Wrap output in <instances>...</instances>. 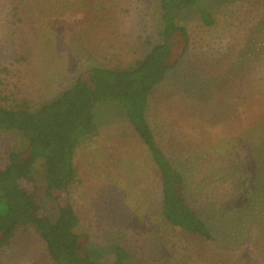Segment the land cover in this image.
<instances>
[{
  "label": "rangeland",
  "instance_id": "1",
  "mask_svg": "<svg viewBox=\"0 0 264 264\" xmlns=\"http://www.w3.org/2000/svg\"><path fill=\"white\" fill-rule=\"evenodd\" d=\"M102 1L107 2L106 8L95 11ZM114 1L30 0L26 20L20 26L1 9L12 1L0 0V69L7 72L2 77L7 102L26 99L31 107L38 108L71 86L80 73L123 66L140 54L138 38L144 42L151 37L127 36L125 27L134 19L130 26L135 29L136 22L143 19L148 30L154 32L156 0ZM119 9L126 10L121 17ZM112 10L115 19L109 17ZM198 12L209 13L216 24L201 26ZM178 24L191 37L189 56L155 90L149 100L147 121L156 141L183 171L187 203L200 207L202 218L210 227H218L217 232L223 231L221 241L233 250L205 245L163 221L157 178L145 148L125 122L121 109L100 104L94 112L99 135L83 140L77 149V177L72 188L73 206L81 222L79 232L90 238L89 251L98 264H108L118 249L131 254L126 264H251L254 255L246 247L259 248V244L251 247L233 207L218 210L222 194V190L217 191L219 182L201 197L200 186L193 178L195 173L207 175L212 166L206 158L195 170L198 162L192 165L190 153L184 155L186 144L178 142L186 143L192 133H200L212 148L217 143L219 149L224 146L219 170L234 162L231 152L236 156L243 153L240 138L253 139L257 125L264 124V115L255 117L254 110L239 98L241 92H251L248 87L254 89L257 84L260 88L264 83V0H207L196 10L183 12ZM252 63L257 67H249ZM259 70L263 74L256 76ZM188 122L196 127L194 131ZM198 122L200 127L196 126ZM23 144L16 133L1 134L0 163ZM191 171L195 172L192 178ZM231 188L230 183L229 191ZM213 197L215 204L219 203L216 206ZM236 197L233 191L230 202ZM30 240L32 244L24 249L14 246L0 253V264H51L33 233ZM168 251L170 258L162 254ZM207 257L209 260H205Z\"/></svg>",
  "mask_w": 264,
  "mask_h": 264
},
{
  "label": "trees",
  "instance_id": "2",
  "mask_svg": "<svg viewBox=\"0 0 264 264\" xmlns=\"http://www.w3.org/2000/svg\"><path fill=\"white\" fill-rule=\"evenodd\" d=\"M11 1V5L4 7V4L1 9L5 11V16L11 17L21 26L26 20L25 13L30 0ZM206 1L156 0L157 26L155 25L154 32L148 30L143 19L136 22L135 29L130 26L134 19L125 27L127 36L151 37L144 42L138 38L140 54L123 66L88 69L80 73L59 96H54L38 108L31 107L26 99L7 102L8 98L2 91V77L7 72L0 69V135L16 133L24 143L21 149L6 154L2 158L5 162L0 163V253L14 246L24 249L23 247L32 244L30 236L33 233L51 264H98L89 251L90 238L86 233L79 232L81 222L73 206L72 188L77 177V149L83 140L99 135L94 112L100 104H113L121 109L125 122L145 148L153 175L157 178V194L163 221L184 235L206 242L205 245L208 243L221 250H233L221 241L223 231L217 232L218 227H210L202 218L198 211L200 207L187 203L183 171L176 167L178 164H174V160L170 159L156 141L147 121L149 100L155 90L189 56L192 40L186 28L178 24L179 18L186 10H196ZM229 1L241 3L247 0ZM100 4L95 11L99 8L104 10L107 2L102 1ZM125 12L126 10L119 9L118 17ZM109 17L115 19L114 10ZM198 17L201 26L211 27L216 24L207 12H198ZM121 24L123 25V20ZM249 65L251 68L257 67L256 63ZM262 74L259 70L256 76ZM262 80L264 82V76ZM263 87L264 83L260 88L257 84L254 89L248 87L251 92L247 94L243 91L239 96L244 106L254 110L255 117L264 115ZM196 115L197 111L192 114ZM211 119L214 121L212 116ZM187 125L191 131L196 129L191 122ZM196 126L200 127V122ZM199 134L192 133L186 143L178 142L186 144L184 155L190 153L188 157L192 165L198 162L195 170L199 165L202 166L199 162L206 158L212 166L204 176L191 171V178L195 173L193 180L197 187L200 186L201 197L208 195L210 187L219 182L217 191L222 190L221 201L220 204H215L213 197L214 206L219 204L218 210L233 207L237 211L239 225L246 232L247 239L251 240V247L259 244L260 251L258 247L256 250L246 247V251L254 255L251 264H264V124L257 125L252 133L253 139H246L242 135L239 144L243 153L236 156V152H231L234 162L224 168L221 166L219 170L218 163L224 146L219 149L220 145L217 143L212 148L210 143H205L207 138L199 137ZM247 143L249 148L246 147ZM187 148H191V151L188 152ZM243 158L245 161L240 162L239 159ZM234 185L238 186L237 190ZM233 191L237 199L230 202ZM209 245L206 247L209 248ZM162 254L166 258L171 256L169 251ZM187 254L192 257V254ZM130 259V253L118 249L108 264H126ZM205 260H209V257ZM219 264H224V261H219Z\"/></svg>",
  "mask_w": 264,
  "mask_h": 264
}]
</instances>
